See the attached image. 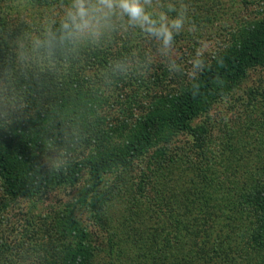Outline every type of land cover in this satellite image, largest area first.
<instances>
[{
	"label": "trees",
	"instance_id": "16d2710c",
	"mask_svg": "<svg viewBox=\"0 0 264 264\" xmlns=\"http://www.w3.org/2000/svg\"><path fill=\"white\" fill-rule=\"evenodd\" d=\"M70 4L71 0H23L11 5L8 14L7 10L0 14V85L20 88L54 118L81 110L89 121L96 115L103 123L109 117L117 122L106 140L91 143L88 154L82 151L79 158L65 157L67 168L54 165L33 178L35 149L51 145L63 155L74 148L68 151L65 138L49 143L55 119L48 114L42 125L35 122L31 128L10 134L0 142V173L6 193L15 200L43 196L52 188L75 183L81 168L89 170L96 184L112 168L138 160L152 165L143 169L144 177L139 180L143 189H151H142L134 197L139 202L130 220L134 248L131 237H121L111 225L107 245L95 246L74 208L84 206L97 215L99 202L82 197L53 218L58 237L49 253L59 257L48 261L27 258L33 244L24 245L26 240L15 244L1 233L0 264H93L102 256L107 264H264V106L260 109L251 102L248 113L244 112L246 124L225 131L220 149L211 146L209 152V146L201 143L211 134L210 125L198 122L197 131L193 125L219 99L231 96L250 69L264 65V14L232 32L231 40L210 57L195 80L167 94L151 92L148 106L141 107L140 88L144 86L150 95V84L159 82L145 75L149 67L140 64L149 49L144 53L138 45H145L143 40L154 45L155 39L143 31L133 35L138 27L129 25L127 18H114L113 27L96 42L61 40V22ZM36 88L40 97L30 93ZM123 106L125 112L118 114ZM139 111L141 116H135ZM158 129L162 130L160 143L154 142ZM164 129L171 135L189 132L198 137V144L174 149ZM152 144L156 148L151 151ZM13 145L22 154L15 153ZM242 148L256 149L257 157L246 168L226 166L231 163L226 151L240 157ZM210 150L209 158L215 156L225 165L211 166L207 161ZM167 155L177 161L168 165ZM20 157L28 163H18ZM15 200L0 206V222ZM101 214L107 222L108 213ZM27 240L32 241V236Z\"/></svg>",
	"mask_w": 264,
	"mask_h": 264
},
{
	"label": "rangeland",
	"instance_id": "374dc122",
	"mask_svg": "<svg viewBox=\"0 0 264 264\" xmlns=\"http://www.w3.org/2000/svg\"><path fill=\"white\" fill-rule=\"evenodd\" d=\"M23 0H0V14L2 12L9 13L10 6L17 5L18 2ZM188 6L186 21L184 28L179 34L175 36L173 45V58L177 63L182 66L185 72L191 67L189 61L195 56V52L203 45H207L204 51L205 63L210 60V57L222 46H225L229 40H231L232 32L236 31L239 26L244 24L255 23L264 14V0H183ZM153 11L163 10L158 2L154 3ZM25 14H29L26 12ZM174 15V14H172ZM33 21V19H31ZM34 26V25H32ZM134 33L138 35L142 30L134 28ZM149 36V35H148ZM151 38V36H149ZM135 38V36H134ZM136 39V38H135ZM143 44L138 45V49L148 48L149 55L144 59V63L140 66L148 65L149 69L145 75L149 78H153L159 83H151L152 88L149 89L150 95H148L145 87H141L139 103L141 107L148 106L151 92L157 94H167L182 88L186 85L190 79L185 73L170 74L166 68L164 58L159 52L158 41H153L154 45L150 42L142 41ZM132 43V42H131ZM137 45L136 42L132 43V46ZM135 58L138 59V50L134 48ZM12 89V90H11ZM18 87H9L2 83L0 85V142L8 140L10 134L20 132L23 128L33 127L35 122L42 125L44 123L45 115L51 116L49 111L44 105L36 106L31 102L30 96L18 91ZM40 89H32L30 93L33 97H40ZM251 102L261 109L264 106V65L254 67L248 71L247 76L242 80L239 88H236L231 96L219 99L209 110L208 113L202 115L193 122V125H199L198 122H207L211 128V134L203 140V145H208V152L210 147L214 149H220L223 141L225 131L229 128L237 129L239 125L246 124V116L244 113L250 108ZM125 106L119 109L118 114H123ZM142 112L139 111L135 116H141ZM87 113L81 110L75 111L70 117L57 116L54 122H52L53 128H51L52 138L49 139V143L52 140H59L61 138L67 139V147L74 150L71 154H57L54 147L51 145L44 148H38L34 150V170L30 175L39 176L42 170H50L51 166L58 165L67 168L68 160L65 157L73 156L78 158L81 156L82 151L90 150L91 143L106 140V136L109 134L112 127L117 121L112 119L102 122L96 115L92 116V120L89 121ZM87 118V121L85 120ZM117 117L115 120H118ZM134 119V118H133ZM121 120H124L122 118ZM113 121V124H112ZM71 122V124H70ZM132 123L133 120L130 119ZM137 119H134V123ZM92 123V124H91ZM92 126L94 131H89L87 128ZM121 131V130H120ZM167 138L172 145H175L174 149H178L181 146L198 144V137H195L189 132L176 133L171 135L167 129H164ZM162 130H156V137L154 142L160 143L159 133ZM173 132V131H171ZM66 133L65 137L60 135ZM92 135L89 137V135ZM95 136V137H94ZM15 153H20L21 149H18L16 145H13ZM156 148L155 145H151L150 149ZM77 149V150H76ZM149 149V150H150ZM227 150V149H226ZM87 153V152H86ZM208 153V157H210ZM22 154V153H20ZM88 154V153H87ZM240 157L235 156L232 151H226L225 157L231 161L226 166L231 168H246L251 158H256L258 151L247 148L239 151ZM168 156V165L177 161ZM15 159V158H14ZM221 159H216L215 156L209 158L207 161L211 166L221 163H225ZM18 163H28L24 157L17 159ZM151 164L148 161L134 162L130 165H121L116 168H112L103 177L102 181L94 184L93 177L90 175L89 170L81 168L78 172V180L75 183H69L72 185L58 186L52 188L46 195L37 196L35 198L19 197L16 200L14 197L11 206L5 209L3 212L2 222H0V234H5V239L9 241L19 242L26 240L24 245H31L33 249L31 254L27 258H35L36 261L41 258L50 260L51 257L56 256L55 253L49 250L53 247L57 236L58 226L53 221L54 216L60 214L61 210L70 208L76 204L82 197H86V201L89 199H95L99 202V210L97 215H92L84 206H78L75 209L77 218L81 221L82 225L90 232L95 246H105L108 241V226L116 228V232L121 237L130 239V245L134 248L135 235H132L131 221L132 216H136L134 213L139 207V202L134 200V197L143 189L144 185L139 183V180L144 177L141 175L144 168H151ZM182 166V165H180ZM179 168H187L182 166ZM220 168V167H219ZM72 170V169H69ZM31 178V179H32ZM166 181V180H165ZM165 181H159L161 184H165ZM151 189H143L142 192H148ZM87 192L88 195H84ZM88 197V198H87ZM11 197L6 193V187L4 179L1 178L0 173V206L4 203L12 201ZM107 212L109 215L108 221L102 220L101 212ZM101 215V217H100ZM100 217V218H99ZM125 217V218H124ZM5 220V221H3ZM131 226V227H130ZM112 230V229H110ZM130 230V232H128ZM132 235V236H131ZM32 236V241L27 239ZM16 239V240H15ZM35 243V244H34ZM24 249V248H22ZM55 251V250H54ZM24 253V252H23ZM21 253V254H23ZM62 255V254H61ZM59 259V258H58ZM47 260V261H48ZM93 264H107V259L102 256Z\"/></svg>",
	"mask_w": 264,
	"mask_h": 264
},
{
	"label": "clouds",
	"instance_id": "9594fccd",
	"mask_svg": "<svg viewBox=\"0 0 264 264\" xmlns=\"http://www.w3.org/2000/svg\"><path fill=\"white\" fill-rule=\"evenodd\" d=\"M155 2L163 10L153 11ZM187 11L188 6L183 0H71L61 22V40L96 42L113 27L114 18H127L129 25L138 27L158 41L160 55L170 74L185 73L190 80H195L206 67L203 57L207 45L196 50L186 72L173 58L174 39L184 28ZM218 63L222 66L223 61L218 60ZM217 82H220L219 77ZM198 87L193 84L194 89Z\"/></svg>",
	"mask_w": 264,
	"mask_h": 264
}]
</instances>
